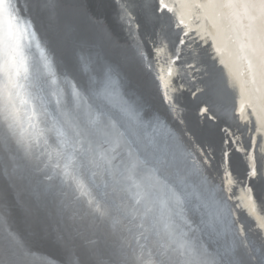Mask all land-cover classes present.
Here are the masks:
<instances>
[{
	"label": "water",
	"instance_id": "1",
	"mask_svg": "<svg viewBox=\"0 0 264 264\" xmlns=\"http://www.w3.org/2000/svg\"><path fill=\"white\" fill-rule=\"evenodd\" d=\"M5 61L24 87L0 112V264H264L245 0H3ZM141 150L166 161L157 191L120 175Z\"/></svg>",
	"mask_w": 264,
	"mask_h": 264
},
{
	"label": "snow or ice",
	"instance_id": "2",
	"mask_svg": "<svg viewBox=\"0 0 264 264\" xmlns=\"http://www.w3.org/2000/svg\"><path fill=\"white\" fill-rule=\"evenodd\" d=\"M3 3V0H0V4ZM24 68L25 78H27L28 69L23 64L21 65ZM12 67L16 69L15 64L13 63ZM19 75V70L16 69L13 74L9 73L8 63L5 61L3 64H0V112L8 113L9 106L15 108L13 102V92L12 88L22 89L24 86L18 84L14 76ZM11 85V88L9 87ZM15 95L20 96V92L17 91ZM21 103H27L23 97H21ZM12 124L8 123V115H5V126L0 127V134L4 138H8L13 135ZM127 163L124 164V169L120 175L130 181L133 187L140 188L146 192L157 191V183L163 177L165 172L166 161L162 158H157L153 154L145 153L143 150L132 153L131 151L126 154ZM106 159V158H105ZM111 163V161H107ZM82 163H93L95 160H87ZM99 167V164L96 165ZM115 190V189H113ZM171 191V189H168ZM163 203V201H161Z\"/></svg>",
	"mask_w": 264,
	"mask_h": 264
},
{
	"label": "bare ground",
	"instance_id": "3",
	"mask_svg": "<svg viewBox=\"0 0 264 264\" xmlns=\"http://www.w3.org/2000/svg\"><path fill=\"white\" fill-rule=\"evenodd\" d=\"M249 6V10L251 12V16L253 19H255L260 27L261 32H263L264 34V0H245ZM223 19V18H222ZM222 23H225V19L222 20ZM228 24V23H226ZM223 25V29L225 30L226 34H229V31L227 30V28L225 27L224 24ZM229 39L231 40V37H229ZM242 70V68L240 69V71ZM243 71L240 72L241 76H242ZM248 89L253 92L249 85H247ZM264 98V97H263ZM254 105L256 107V109H259V101L256 102L254 101Z\"/></svg>",
	"mask_w": 264,
	"mask_h": 264
}]
</instances>
